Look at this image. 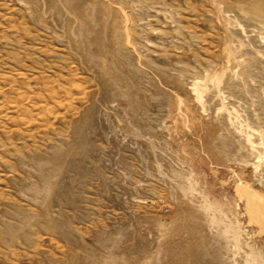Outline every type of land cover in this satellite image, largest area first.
Returning a JSON list of instances; mask_svg holds the SVG:
<instances>
[{
    "label": "rangeland",
    "instance_id": "rangeland-1",
    "mask_svg": "<svg viewBox=\"0 0 264 264\" xmlns=\"http://www.w3.org/2000/svg\"><path fill=\"white\" fill-rule=\"evenodd\" d=\"M0 264H264V0H0Z\"/></svg>",
    "mask_w": 264,
    "mask_h": 264
},
{
    "label": "bare ground",
    "instance_id": "bare-ground-1",
    "mask_svg": "<svg viewBox=\"0 0 264 264\" xmlns=\"http://www.w3.org/2000/svg\"><path fill=\"white\" fill-rule=\"evenodd\" d=\"M46 89V88H45ZM44 89V90H45ZM49 89V88H48ZM66 91V90H65ZM49 92V91H48ZM52 92H53V90H52ZM59 93V92H58ZM43 94V93H42ZM59 95V94H58ZM56 93H54V95H47L46 97H44L45 99L47 98V100H51V101H53L52 103L53 104H55L54 106H56V107H58V108H64L65 110H72V101H73V97H71L70 95H68L69 96V98H67V99H62L61 97H59ZM63 95V94H62ZM65 95V94H64ZM66 96V95H65ZM23 98H24V95L22 96ZM82 97H83V95H82ZM43 98V99H44ZM25 101V100H24ZM29 101V100H28ZM45 100H43V102H44ZM42 102V103H43ZM48 102V101H47ZM47 102H45V104L47 103ZM2 105V104H1ZM5 105V104H4ZM48 106V105H47ZM10 107V106H9ZM43 107V106H42ZM41 107V108H42ZM46 107V106H45ZM12 108H15L16 110H18L19 109V107L18 106H15L14 105V107H12ZM34 108V107H33ZM37 109L39 108V107H36ZM35 108V110H37ZM44 108V107H43ZM47 108V107H46ZM48 109V108H47ZM46 109V110H47ZM10 111V110H9ZM13 111V110H12ZM26 111V110H25ZM41 111H42V109H41ZM44 111V110H43ZM42 111V113H40V112H38L37 113V111H36V113L35 112H30L29 110L28 111H26V112H24L23 113V115H22V121H25V122H23V123H26V126L27 125H34V124H36V123H41V126L42 127H44V128H46V130L47 129H49V127H50V125H49V120H48V113H45V112H43ZM15 112V111H14ZM47 112H49L48 110H47ZM69 112V111H68ZM20 113V112H19ZM51 114H52V112H51ZM58 117H59V115H58ZM57 117V115H55V118L54 119H56V118H58ZM61 117V116H60ZM59 117V118H60ZM57 120V119H56ZM22 123V124H23ZM52 124V123H51ZM25 125V124H24ZM25 126V127H26ZM39 126V125H38ZM40 127V126H39ZM42 129V128H41Z\"/></svg>",
    "mask_w": 264,
    "mask_h": 264
}]
</instances>
